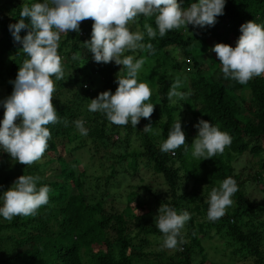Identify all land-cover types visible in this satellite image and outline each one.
<instances>
[{"label": "trees", "instance_id": "16d2710c", "mask_svg": "<svg viewBox=\"0 0 264 264\" xmlns=\"http://www.w3.org/2000/svg\"><path fill=\"white\" fill-rule=\"evenodd\" d=\"M37 2L44 0H0V85L6 97L13 90L10 81L15 80L27 58L22 45L13 41L9 25L21 18L23 5ZM177 2L187 8L197 0ZM216 20L214 26L195 28L196 36L189 35L182 26L168 31L164 37L159 36L155 15L130 21V27L144 33L140 43L151 44L154 49L138 48L133 58H164L168 68L177 72L171 79L157 76L151 98L145 101L154 104V112L150 120L141 118L136 127L130 121L123 126L110 124L104 114L88 111L91 99L104 91L114 93L117 78L127 77L122 65L94 62L83 45L90 39L94 22H81L79 33L60 34L58 55L64 79L52 77V103L59 122L46 126L51 133L48 148L39 161L26 166L0 149V207L3 191L23 174L38 176L37 188L47 185L49 200L34 216H15L11 221L0 216V264H214L206 259L200 245L202 239L213 236L211 229L225 237L221 247L228 250L231 263L264 264V201H251L244 193L249 179L264 192V75L244 85L225 79L221 70L217 77L216 72L213 77H206L207 70L201 67L204 62L199 63L194 57L198 48L193 44L202 40L199 37H209L235 47L241 24L252 20L264 26V0H226L224 14ZM25 23H30V18H25ZM145 24L157 30L155 38L147 36ZM28 30H21V38ZM130 52L125 50L123 56ZM77 53L79 59L74 60ZM177 54L182 57L180 61ZM177 79L181 81L178 91L185 96L174 97L172 103L168 93ZM243 89L248 91L247 99ZM178 106H183L189 115L187 126L181 125L186 143L175 154L164 153L160 145L176 121ZM3 112L0 106V120ZM79 119L84 121L86 136L75 126ZM201 119L228 133L232 140L222 154L202 161L192 156L191 145L198 131L194 125ZM147 124H151V131H144ZM130 141L136 142L138 149L134 145L109 153ZM81 152L87 153L89 162L98 161L99 176L88 172L92 164L82 162ZM244 153L253 158L251 176L243 177L234 169ZM142 170L159 177L162 187L145 182ZM228 177L237 182L238 191L231 197L233 203L225 214L210 221L209 192L219 188ZM134 179L135 183H129ZM121 183H126L124 200L114 193ZM161 204H167L178 214H191L181 230L185 243L167 255L162 248L163 234L155 226L154 218Z\"/></svg>", "mask_w": 264, "mask_h": 264}, {"label": "clouds", "instance_id": "9594fccd", "mask_svg": "<svg viewBox=\"0 0 264 264\" xmlns=\"http://www.w3.org/2000/svg\"><path fill=\"white\" fill-rule=\"evenodd\" d=\"M225 3L226 0H197L182 8L177 0H44L31 6L23 5L21 18L9 25V31L13 41L22 45L21 50L27 58L19 67L15 80L10 81L13 85L11 94L0 100L4 109L0 120V149L26 166L39 161L48 148L51 133L46 126L59 122L52 103L55 91L52 77L64 79L58 55L61 33H79L81 22L89 19L94 22L90 39L83 45L92 54L94 62L107 64L114 61L127 70V77L117 78L114 93L104 91L91 99L88 111L104 114L110 124L123 126L130 121L136 127L141 118L150 120L154 112V104L145 103L152 95L149 86L137 82L138 71L145 60L134 62L132 56L121 57L125 50L154 49L151 44L140 43L144 33L131 32L129 22L139 16L155 15L159 36L164 37L168 31L182 26H214L216 18L224 14ZM25 18H30V23H25ZM144 27L149 38L157 36V30L149 24ZM23 29L29 30L21 38L19 33ZM239 31L241 34L235 47L216 43L211 51L222 66L224 78L244 85L252 78L264 75V26L249 20L240 25ZM73 59H79V53ZM179 87L181 81L177 79L168 93L169 99L184 98L185 94L177 91ZM63 123L67 126L68 121L65 119ZM74 123L81 135L88 134L83 119ZM194 127L198 131L191 143L192 156L201 158L200 161L222 154L232 142L228 133L209 121L201 119ZM144 131H151V124L145 125ZM185 143L186 136L178 116L160 150L175 154V150ZM38 181V176L23 174L17 177L12 186L3 191L0 216L11 221L15 216L36 215L38 209L48 203L50 191L47 185L37 188ZM237 191V182L231 177L224 179L219 188H213L207 218L210 221L221 218L232 205L231 197ZM157 213L155 226L164 237L162 248L178 249L185 243L181 230L191 219V214L187 211L178 214L167 204H161Z\"/></svg>", "mask_w": 264, "mask_h": 264}, {"label": "rangeland", "instance_id": "374dc122", "mask_svg": "<svg viewBox=\"0 0 264 264\" xmlns=\"http://www.w3.org/2000/svg\"><path fill=\"white\" fill-rule=\"evenodd\" d=\"M130 25H132L131 22H129V24H128V28L131 32H139L138 30L130 27ZM185 28H186V31L189 32V35H194L196 32V29L193 28V26H187ZM196 35H194V36H196ZM199 38H201L202 40L198 39L193 43L198 48L194 52V57L196 58V61H198L199 63L204 62V64H202L201 67H203L204 70H207V71H204V75L206 77H209V76L213 77V74L215 72L217 74L214 76L217 77L220 70L222 71V66L219 63V61H217L218 59L216 57V54L211 51V48L217 42H215L214 40H212L209 37H206V38L199 37ZM130 51H131L130 53L124 55L123 57H125V56L134 57L136 50H130ZM123 57H121V58H123ZM176 57H177L176 59L179 61L182 59L181 55H179V54H177ZM138 59H144L145 63L142 65V68L138 71L137 77L139 79L137 80V82L138 83H146L149 86L151 93L155 89L153 82L156 80L157 76L163 75L169 79L177 76V72L172 71L171 69L168 68L169 65H167V60L164 58H161V59L157 58V60L156 59L147 60V59L141 57ZM133 60L135 62V58H133ZM184 60L188 61L187 59H184ZM216 61H217V63H216ZM119 66H121V65H119ZM83 85H82V87H84ZM178 89H177V91H178ZM243 90H244L243 95L247 99L248 98V91L245 89H243ZM4 98H6L5 93H4V89H3V86L0 85V100H3ZM172 103H174V97L172 98ZM177 112H178V115L176 117V120L179 116V119L181 121V125L187 126V123L189 121V115L185 112L184 107L178 106ZM113 140L116 142V144H118L119 140L117 139V137L115 135L113 136ZM126 144H129V145H126ZM134 145L136 146V142H134V141L123 142L120 144V147L117 146V147L110 149L109 153H118V151H120L123 147H125L126 149H131ZM135 149H138V146H136ZM86 156H87L86 152H81L82 162L83 163L87 162V163L92 164L88 168V172L93 173L94 176H96V175L99 176L101 173V170L98 167V161L94 160L92 162H89L88 159L86 158ZM252 159L253 158L249 154H246V153L242 154L237 159V162L234 164V169L236 171L241 172L243 177L247 176L246 174L251 176L254 173L253 172L254 167H252V164H251ZM140 173H141V177L144 179L145 182L146 181L149 182L152 186H157L159 188L162 187L161 184L158 183L161 181V179L159 177H157V178L152 177V173L150 171L142 170V172H140ZM47 176H48V174H47ZM135 182H136V179H134L133 181H131V180L129 181V183H135ZM125 184L121 183L120 186L117 188V190H114L115 195H118V194L122 195L121 200L126 199V196H125V192H126L125 189L126 188L125 189L123 188L125 186ZM210 193H211V191L209 192V197H210ZM244 193L251 201H255V202L264 201V192L261 190L258 183L251 180V179H249L247 181V183L245 185ZM120 204H121V202H120ZM263 217L261 216L260 218H263ZM210 233L213 235V236H211V238L202 239L200 242V245L202 247V253L206 256V259H208V261H211L214 264L227 263L230 260V258L227 257L228 250L225 251L221 247L222 242L226 240L225 237L220 234L221 232H219L218 234H215L213 229L210 230ZM95 246H93L92 249H95ZM89 249L91 250V247H89ZM154 249L156 250L157 247L154 246ZM100 250H101V252H103L104 248L101 247ZM163 250H164V254H166V255L175 252V250H169V249H163ZM196 258L198 259L199 255ZM228 263L229 264H240V263H238V261H234L231 263V260Z\"/></svg>", "mask_w": 264, "mask_h": 264}]
</instances>
